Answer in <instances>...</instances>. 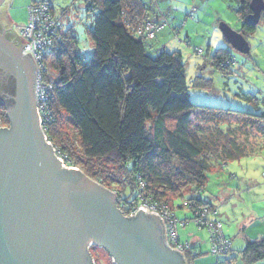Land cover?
I'll return each instance as SVG.
<instances>
[{"label":"trees","instance_id":"1","mask_svg":"<svg viewBox=\"0 0 264 264\" xmlns=\"http://www.w3.org/2000/svg\"><path fill=\"white\" fill-rule=\"evenodd\" d=\"M43 1L49 3V16L61 19L62 25L55 46L42 59L47 105L43 128L49 141L59 143L66 165L80 167L113 191L122 186L116 192L124 214L136 207L142 195L150 202L170 204L180 221L193 220L194 210L187 201L211 205L200 195L207 172L258 150L250 137L255 133L264 137V99L256 95L254 111L194 102L192 84L207 86L206 79L197 74L189 82L182 53L162 45V31L179 37L185 25L184 20L176 23L170 18V8L165 10L169 3L163 8L158 0H82L92 16L86 32L93 52L87 58L71 25L74 4L32 2ZM231 1L241 22L239 30L246 36L254 33L257 25L246 20L251 0ZM194 15L190 12L188 17ZM148 23L163 27L153 37L139 34ZM184 39L190 42L188 35ZM207 55L215 69L225 75L234 72L231 47ZM253 97L246 95L248 100ZM0 122L9 123L1 99ZM64 123L76 128L79 149L62 132ZM178 196L187 197L183 205L192 211L191 218L176 215L173 201ZM190 248L188 255L194 260ZM243 254L250 263L263 260L264 236L248 240ZM230 260L226 263L232 264Z\"/></svg>","mask_w":264,"mask_h":264},{"label":"water","instance_id":"2","mask_svg":"<svg viewBox=\"0 0 264 264\" xmlns=\"http://www.w3.org/2000/svg\"><path fill=\"white\" fill-rule=\"evenodd\" d=\"M250 8L246 20L258 25L264 0H251ZM219 27L231 48L250 53L242 31L224 21ZM0 69L15 80L11 125L0 126V264H95L93 244L116 264H186L168 246L156 212L140 207L135 216L124 214L115 191L56 153L37 107V64L3 31Z\"/></svg>","mask_w":264,"mask_h":264},{"label":"rangeland","instance_id":"3","mask_svg":"<svg viewBox=\"0 0 264 264\" xmlns=\"http://www.w3.org/2000/svg\"><path fill=\"white\" fill-rule=\"evenodd\" d=\"M158 1L163 8L169 3L165 10L170 8V18L175 17L176 13H182L183 18H185V12L177 11L176 8L171 7V0ZM19 2V0H6L0 7V10H7L9 12V19L17 25L25 24L28 21L27 10H24V6L21 3L19 4ZM53 2L57 7L73 6L74 4L72 14L70 15L71 25L78 35L80 48L84 51L87 58L90 57L93 52V43L87 36L86 25L90 24L92 16L89 17L87 15L85 3L82 0H53ZM174 2L176 3V0ZM178 2L179 6L187 4L185 7H188L191 11L194 7L193 13H197L193 17L186 18H189V21L186 27H183L179 37L165 29L161 33V39L167 44L168 42L173 43L171 49H177L182 53L186 63L189 82L197 74L205 77L206 82L204 84L207 86L202 85L198 87L195 83L190 88V94L194 102L208 106L254 111L256 95L264 99V19H261L254 33L247 35V39L251 45L250 53L244 54L231 48V52L236 58V62L232 66L234 72L225 75L222 70L215 69L210 61H208L209 57L207 53L209 52L212 55L219 47H230L220 30L219 24L224 21L234 29H240L241 22L235 10L236 4L231 0H186L185 2L178 0ZM230 5L233 7H230ZM216 9H220L221 14ZM8 21L7 24H10L11 21ZM13 29L21 44L20 36L15 28ZM0 31L2 32V29ZM186 35L190 39L189 43L184 39ZM14 40H17L16 37H14ZM156 41L158 39L154 42ZM198 47L204 48L205 53L196 52V48ZM7 75L8 73L0 69V92L2 94L6 92V83L3 80ZM195 88H200L201 93L197 94V91H195L197 89ZM246 95H253V100H248ZM42 125L44 126L43 123ZM61 129L65 136L67 134L70 136L71 141H74L77 149H79L76 128L70 123H64ZM250 139V143L257 146L258 150L256 153L224 163L223 168H226V170L217 168L208 171L207 182L203 191L200 192V195L204 199L211 198L213 200L212 203L219 206V213H226L229 210L231 216L236 217L238 220H243V217L250 215V210L254 208L259 212L264 211V209H259V207L264 208V137L255 133ZM49 143H52L56 153L60 155L59 145H57L59 143L56 144L51 141ZM121 187L120 185L115 186V193H117L116 189H120ZM227 190H230V193H227ZM247 193H250V195L247 196ZM129 194L130 191L127 190L125 195ZM233 194H235V197L232 196ZM242 195H245V199L241 200ZM185 197L178 196L174 199L176 212L184 219L186 216L188 218L192 217V211L183 206L187 198ZM190 221L196 225L192 219ZM88 250L95 264H116L110 252L103 247L93 244ZM209 253L211 252H208V256L213 257L212 260L209 257H204L206 259L203 260V263L216 264L217 257ZM197 262V264H201L199 259ZM262 263L264 264V260L257 264ZM235 264L237 263L235 262Z\"/></svg>","mask_w":264,"mask_h":264},{"label":"built area","instance_id":"4","mask_svg":"<svg viewBox=\"0 0 264 264\" xmlns=\"http://www.w3.org/2000/svg\"><path fill=\"white\" fill-rule=\"evenodd\" d=\"M49 3L47 2H32L29 7V17L25 24L14 25V28L21 38L23 51L33 57L38 67V77L36 83L37 107L41 115V121L44 124V110L46 109V87L42 84V70L44 63L43 56L48 53L49 49L54 47V38H58L57 33L62 27L60 20L49 16ZM195 8H192L191 13ZM163 25H155L148 23L138 32H144L153 37ZM60 42V41H59ZM199 53H203L202 48H198ZM234 59V58H232ZM231 59V60H232ZM63 158V157H62ZM64 159V158H63ZM65 161V160H64ZM189 207L194 210L193 220L199 228H206L209 232L211 250L210 252L216 256H227L232 249V240L226 236L223 229V221L219 217L218 209L208 204H194L187 201ZM140 207H145L148 211L156 212L163 220L166 230V238L168 246L180 253L185 259L186 264H194V260L189 258L188 249L189 242L180 240L178 228L180 225H185L186 221H180L174 214L170 204L163 201H148L141 195V200L136 207L127 214L135 216L138 214ZM222 264V263H217ZM228 264V263H223Z\"/></svg>","mask_w":264,"mask_h":264},{"label":"crops","instance_id":"5","mask_svg":"<svg viewBox=\"0 0 264 264\" xmlns=\"http://www.w3.org/2000/svg\"><path fill=\"white\" fill-rule=\"evenodd\" d=\"M15 1V0H14ZM19 4L21 3L22 6H24V10H27L28 13V6L30 5V3L33 0H19ZM175 0H172L171 3V7L172 8H176L177 11H183L185 12V18H183L182 13H176V18L174 20V17L172 18L174 20V22L178 23L182 20L185 21V27L187 25V22L189 21V18L186 19L190 13V9H188V7L183 6H179L178 5V0H176V3L174 2ZM184 2L186 0H183ZM23 2V3H22ZM173 10V9H172ZM216 11H220V9H216ZM197 13V12H195ZM219 14H221V11L219 12ZM197 15V14H196ZM195 16V15H194ZM12 22V20H11ZM183 23V22H182ZM13 25H16V23L12 22ZM190 40V39H189ZM173 43L168 42V44L165 42V44H162L163 46H165L166 48L171 49ZM160 44V47H163ZM225 169L223 168V165H218L217 167H214L212 169ZM251 183V182H250ZM227 193H230V190L226 191ZM249 196L250 193H247ZM235 194H233L232 196H234ZM243 197L242 199H245V195H242ZM235 197V196H234ZM201 198L206 201L209 202L211 205L215 206L218 211L220 212V208L219 206L213 204V200L211 198H207L204 199L202 196ZM222 198V196H221ZM251 198V197H250ZM174 205H175V201ZM255 203V202H254ZM184 206V205H183ZM183 206H179V207H183ZM260 210H263V207H259ZM176 212V209H175ZM220 214V219L223 221V229L224 232L226 234V236H228L229 238H231L232 240V250L231 252L227 255L224 256L223 258H217V261H221V262H225L229 261V258L231 259V263L235 264V262L237 264H257L258 262L262 261H257L254 263H250L247 259V257L243 254V251L245 250L246 246H247V242L248 240H256L261 238L262 236H264V211L263 212H259L257 209H252L250 210V215L243 217V220H238L236 219V217H232L230 214V211L228 210L226 213H219ZM176 215L181 218L177 212ZM187 217V216H186ZM185 217V218H186ZM184 219V218H181ZM179 231V236L180 239L182 241H187L190 243V251L192 256L194 257V264H197L198 259L200 260L201 264L203 263V260L206 259L204 257H209L208 256V252H210L211 250V243H210V236H209V232L206 229H199L197 227V225H194L191 223V221H188V223H186L185 225H180L178 228ZM211 254V253H209ZM211 257V256H210ZM209 259L212 260L213 257H211ZM197 259V260H196ZM264 260V259H263ZM263 264V263H262Z\"/></svg>","mask_w":264,"mask_h":264},{"label":"flooded vegetation","instance_id":"6","mask_svg":"<svg viewBox=\"0 0 264 264\" xmlns=\"http://www.w3.org/2000/svg\"><path fill=\"white\" fill-rule=\"evenodd\" d=\"M8 20L11 21V19H9V12L7 10H0V29H2L3 32H6V36L7 37H9L11 39H14V37H16L18 42H20L18 37L14 33V29H13L14 25L12 24V22H10V24H7V22H9ZM8 25H10L11 27L10 26L8 27ZM17 40H15V41H17ZM3 81L6 83V85H5L6 92H3L4 95L2 94V92H0V99L4 102V105H5V108H6V114H7L9 123L8 124H4V123L0 122V126L1 127H10L11 122H10V119H9V116H8V106H9L10 102L13 100V94L15 92V80H14V77L12 75H7ZM82 171L84 172V170H82ZM89 177H91V176H89ZM92 179L97 181L94 178H92ZM97 182H99V181H97ZM100 184L102 186L108 188L104 184H102V183H100ZM108 189H110V188H108Z\"/></svg>","mask_w":264,"mask_h":264}]
</instances>
